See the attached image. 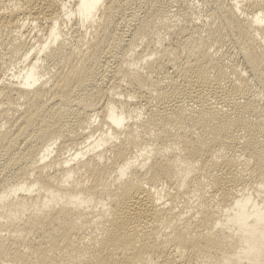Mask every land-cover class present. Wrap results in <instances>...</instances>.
Here are the masks:
<instances>
[{
  "label": "bare ground",
  "instance_id": "6f19581e",
  "mask_svg": "<svg viewBox=\"0 0 264 264\" xmlns=\"http://www.w3.org/2000/svg\"><path fill=\"white\" fill-rule=\"evenodd\" d=\"M0 264H264V0H0Z\"/></svg>",
  "mask_w": 264,
  "mask_h": 264
}]
</instances>
